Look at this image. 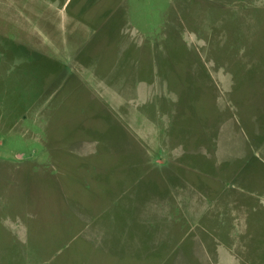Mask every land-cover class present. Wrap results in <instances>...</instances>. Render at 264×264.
Listing matches in <instances>:
<instances>
[{"label":"rangeland","instance_id":"rangeland-1","mask_svg":"<svg viewBox=\"0 0 264 264\" xmlns=\"http://www.w3.org/2000/svg\"><path fill=\"white\" fill-rule=\"evenodd\" d=\"M0 264H264V0H0Z\"/></svg>","mask_w":264,"mask_h":264}]
</instances>
